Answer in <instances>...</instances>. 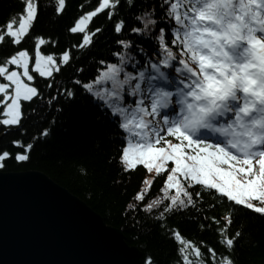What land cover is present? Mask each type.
<instances>
[{
  "label": "snow or ice",
  "instance_id": "1",
  "mask_svg": "<svg viewBox=\"0 0 264 264\" xmlns=\"http://www.w3.org/2000/svg\"><path fill=\"white\" fill-rule=\"evenodd\" d=\"M68 3L54 0L48 7L60 16L67 12ZM122 7L130 13L131 24L121 14ZM135 7L136 0L77 4L78 13L69 21L67 33L78 37V42L69 43L60 53L43 47L58 46L57 40L32 34L40 12L38 0H22L20 11L0 24V43L7 41L10 48L0 59V128L4 135L15 130L21 137L9 142L18 151L0 148V168L30 163L36 142L51 139L66 106L86 98L118 130L109 136L120 140L117 154L108 160L117 170L113 185L130 183L138 166L143 169L122 205V217L135 228L143 216L156 224L160 234L178 242L169 264H236L234 252L242 233L230 232L233 215L243 210L264 218V148L258 147L264 146L260 48L264 0H160L159 18L155 5L133 13ZM100 15L108 23L93 27ZM105 28L115 34V47L111 59L95 58L91 49ZM140 41L152 43L151 53ZM82 57L95 64L93 74L85 79L80 76L83 64L75 63ZM177 62L183 66L175 68L183 87L172 85L165 71ZM66 68L73 74L65 76ZM230 100L238 101L239 107L233 110ZM170 109L177 110L172 115L163 113ZM226 113L234 118L217 129L227 143L194 134L197 128L212 127L210 120ZM30 119L41 127L25 142V122ZM74 167L88 176L83 163ZM205 194L215 201L208 205L209 211L219 205L225 212L210 217L217 225L219 248L201 241L206 250L202 251L173 231L168 220L203 204ZM143 264L156 261L148 255Z\"/></svg>",
  "mask_w": 264,
  "mask_h": 264
},
{
  "label": "trees",
  "instance_id": "2",
  "mask_svg": "<svg viewBox=\"0 0 264 264\" xmlns=\"http://www.w3.org/2000/svg\"><path fill=\"white\" fill-rule=\"evenodd\" d=\"M38 2L40 12L32 27L33 36L39 34L46 40L51 37L58 41V46L46 43L43 46L45 51L60 53L69 43L78 42V37L67 33V28L70 26L69 21L78 13L77 4L87 3L88 0H69L67 12L60 16L55 15L48 7L50 3H54V0H38ZM159 2L160 0H136L137 7L133 8L132 12L138 13L141 9L148 10L150 5H155L157 17H162ZM21 6L22 0H0V24H3L13 13L19 12ZM121 14L127 24L133 22L130 13L123 7ZM107 23L105 16L100 15L92 26L104 28ZM70 36L71 40H69ZM115 38L111 29L105 28V31L100 33L99 38L96 39L91 55L95 58L111 59L109 53L115 47L113 44ZM134 39L137 38L134 37ZM140 42L151 53L152 43L150 41ZM30 43V41L25 42L24 46L29 47ZM9 50L7 41L0 43V59H3ZM73 54H75L74 49ZM75 63L77 66L80 64L84 66L83 73H80L82 79L91 76L95 70L94 62L87 58L82 57ZM141 64L143 66V58ZM176 67L182 69L183 66L177 62L165 69L170 81L177 80L173 76L174 73L177 77L180 76L175 72ZM148 72L151 74L150 67ZM64 74L70 76L73 72L70 68H66ZM25 127L27 134L22 139L27 142L29 136L34 131H38L41 125L30 119L25 122ZM117 131L106 114H102L96 105L89 103L86 98H81L66 106L64 114L58 119L57 126L53 128L51 139L36 142L30 163L23 166L8 163L6 167L0 168V172H39L45 175L99 215L106 226L118 230L123 235L125 243L140 252V264H143L144 257L148 255L152 256L156 264H169L175 256L178 242L167 235L160 234L161 230L156 224L151 220H146L143 216L140 217V223L133 228L130 221L125 220L121 215L122 205L128 194L135 189L143 169L138 166L139 171H134L130 183L113 185L112 181L117 176V170L115 163H109L108 160L117 154L120 140L109 139V136ZM13 138L21 137L15 130L4 135V129L0 128V148L6 147L8 150L18 151L19 148L9 143ZM79 163H83L88 168L87 177L79 174L74 167ZM212 203L215 201L205 194L203 204L197 203L195 209L189 208L182 213H176L168 220V226L173 231L178 230L185 239L196 243L202 251L206 250L200 243L201 241L214 248H219L215 232L217 225L210 220V217L212 215L222 217L225 209L218 205L209 211L208 205ZM196 209L203 210L197 212ZM232 220L230 232L239 230L242 233L237 240L234 252L236 264H264V218L241 210L233 215ZM201 224L204 225L203 228L200 227Z\"/></svg>",
  "mask_w": 264,
  "mask_h": 264
},
{
  "label": "water",
  "instance_id": "3",
  "mask_svg": "<svg viewBox=\"0 0 264 264\" xmlns=\"http://www.w3.org/2000/svg\"><path fill=\"white\" fill-rule=\"evenodd\" d=\"M140 252L39 172H0V264H139Z\"/></svg>",
  "mask_w": 264,
  "mask_h": 264
},
{
  "label": "clouds",
  "instance_id": "4",
  "mask_svg": "<svg viewBox=\"0 0 264 264\" xmlns=\"http://www.w3.org/2000/svg\"><path fill=\"white\" fill-rule=\"evenodd\" d=\"M212 124V122L210 121ZM213 125V124H212ZM209 132L212 134H219L221 136V139L227 143V137L221 134V132L213 125L212 127H203V128H197L194 132L195 135H200L202 132ZM232 147H235V145H231Z\"/></svg>",
  "mask_w": 264,
  "mask_h": 264
},
{
  "label": "rangeland",
  "instance_id": "5",
  "mask_svg": "<svg viewBox=\"0 0 264 264\" xmlns=\"http://www.w3.org/2000/svg\"><path fill=\"white\" fill-rule=\"evenodd\" d=\"M262 53H264V52H262Z\"/></svg>",
  "mask_w": 264,
  "mask_h": 264
},
{
  "label": "bare ground",
  "instance_id": "6",
  "mask_svg": "<svg viewBox=\"0 0 264 264\" xmlns=\"http://www.w3.org/2000/svg\"><path fill=\"white\" fill-rule=\"evenodd\" d=\"M140 264V263H139Z\"/></svg>",
  "mask_w": 264,
  "mask_h": 264
}]
</instances>
